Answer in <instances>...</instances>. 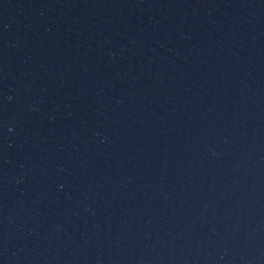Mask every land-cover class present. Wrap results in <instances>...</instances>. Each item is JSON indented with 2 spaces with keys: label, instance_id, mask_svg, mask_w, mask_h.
Returning <instances> with one entry per match:
<instances>
[{
  "label": "water",
  "instance_id": "95a60500",
  "mask_svg": "<svg viewBox=\"0 0 264 264\" xmlns=\"http://www.w3.org/2000/svg\"><path fill=\"white\" fill-rule=\"evenodd\" d=\"M0 264H264V0H0Z\"/></svg>",
  "mask_w": 264,
  "mask_h": 264
}]
</instances>
